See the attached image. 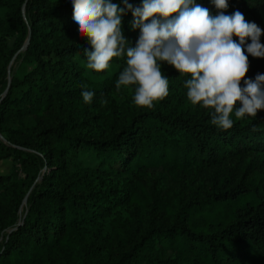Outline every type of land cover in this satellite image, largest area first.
Wrapping results in <instances>:
<instances>
[{"label": "trees", "instance_id": "obj_1", "mask_svg": "<svg viewBox=\"0 0 264 264\" xmlns=\"http://www.w3.org/2000/svg\"><path fill=\"white\" fill-rule=\"evenodd\" d=\"M112 2L126 9L121 28L135 46L132 12ZM195 3L218 14L212 0ZM228 5L226 15L239 10L264 30V0ZM85 49L72 0H0V131L14 144L0 145V161L12 154L35 170L0 174V264L264 263V177L227 171L211 185L203 171L243 154L264 161V109L240 119L234 109L222 130L188 100L190 74L163 61L168 96L137 106L135 85L116 88L126 56L105 75L87 67ZM17 52L36 64L8 76Z\"/></svg>", "mask_w": 264, "mask_h": 264}, {"label": "clouds", "instance_id": "obj_2", "mask_svg": "<svg viewBox=\"0 0 264 264\" xmlns=\"http://www.w3.org/2000/svg\"><path fill=\"white\" fill-rule=\"evenodd\" d=\"M124 2L134 17L132 27L140 30L135 46L121 28L126 9L112 0H72L73 20L92 47L85 49L89 69L105 71L114 57L126 56L116 88L135 85V105L152 109L155 101L168 96V78L159 63L163 61L181 74H190L185 83L188 100L212 109L211 123L222 130L233 126L234 109L237 119L256 117L264 109V74L246 78L245 54L246 48L252 57L264 58L260 40L264 30L246 21L239 10L226 15L228 0H212L219 10L215 16L195 0H142L135 8ZM81 95L90 104L94 92L85 90Z\"/></svg>", "mask_w": 264, "mask_h": 264}, {"label": "rangeland", "instance_id": "obj_3", "mask_svg": "<svg viewBox=\"0 0 264 264\" xmlns=\"http://www.w3.org/2000/svg\"><path fill=\"white\" fill-rule=\"evenodd\" d=\"M17 32L15 35L10 36L8 41L10 44H13ZM235 40V39H234ZM261 43L264 44V35L261 37ZM248 55L249 59V70L247 73L260 71L263 69L264 58L252 57L250 54L245 52ZM36 62L26 57L20 52H17L13 57L9 65L8 76L14 71L17 76L22 77L28 71L33 69ZM120 68L119 63L112 62L110 63L107 73L105 75H110L113 72L118 71ZM92 78L98 79L100 76L90 73ZM104 75V76H105ZM2 90H5V85L2 86ZM0 145L6 150L11 151L13 148V138L8 135L6 132L0 131ZM260 157H250L246 154L237 155L231 163H212L211 165L204 168L205 176L209 178L208 183L213 185L219 179V177L227 171H230L237 178L247 177L251 175H259V177H264V161ZM16 169L21 178H27L32 175L35 170L31 169L27 175L22 163L19 160L14 159L12 154L5 156L0 161V174L10 173L13 169ZM256 264H264L263 262H257Z\"/></svg>", "mask_w": 264, "mask_h": 264}]
</instances>
